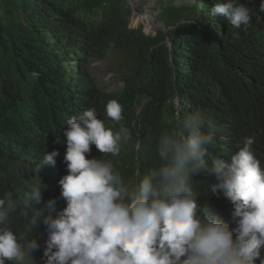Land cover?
I'll return each mask as SVG.
<instances>
[{"label":"trees","instance_id":"trees-1","mask_svg":"<svg viewBox=\"0 0 264 264\" xmlns=\"http://www.w3.org/2000/svg\"><path fill=\"white\" fill-rule=\"evenodd\" d=\"M226 2L176 6L158 0L157 18L165 27L147 34L131 26L129 0H0V198H18L35 182L44 189L36 205L43 215L66 207L59 185L68 174L63 132L69 118L89 108L114 132L122 124L131 133L119 156L94 145L86 154L110 160L130 192L159 165L156 144L169 130L167 121L195 112L205 118V132L209 122L215 131L207 146L209 168L212 158L230 159L246 137L253 138L252 150L264 168V11L261 0H239L254 11L250 24L237 29L208 13ZM108 52L123 82L118 89L103 87L86 67L88 59ZM110 100L122 106L119 123L106 115ZM53 150L60 153L55 166L38 169ZM218 182L205 170L191 184L201 208L232 224V203L222 192H210L209 185ZM20 212L10 215L8 227L24 241L34 238L44 254L46 226L28 232V218Z\"/></svg>","mask_w":264,"mask_h":264},{"label":"clouds","instance_id":"clouds-1","mask_svg":"<svg viewBox=\"0 0 264 264\" xmlns=\"http://www.w3.org/2000/svg\"><path fill=\"white\" fill-rule=\"evenodd\" d=\"M253 11L239 0L208 9L211 17H222L237 29L250 24ZM122 111L116 100L105 106L107 117L117 123ZM205 122L199 112L170 118L169 130L156 144L159 165L130 192L132 186H125L110 160L86 158L93 145L119 156L121 144L131 139L129 129L121 124L114 132L95 108L69 118L63 132L68 174L59 180L66 207L43 215L36 206L44 191L40 183H31L18 198L5 193L0 198V264H35L42 257L45 264H264V168L252 150L254 140L246 137L230 159L212 158L209 168L207 146L214 143L215 131L209 122L205 132ZM59 154L46 152L38 169L55 166ZM205 170L219 181L209 185L210 192H222L232 203L235 226L198 204L191 181ZM18 208L25 218L32 210L28 232L46 226L44 254L34 238L24 241L8 227Z\"/></svg>","mask_w":264,"mask_h":264},{"label":"rangeland","instance_id":"rangeland-1","mask_svg":"<svg viewBox=\"0 0 264 264\" xmlns=\"http://www.w3.org/2000/svg\"><path fill=\"white\" fill-rule=\"evenodd\" d=\"M133 7L136 11L131 16V26L138 28L143 27L147 34H155L160 28H164L163 21L158 20L159 10L155 9L158 0H134ZM172 2L176 6L189 4L194 0H164ZM69 66V65H68ZM88 72L96 77L99 83L109 89L120 88L123 82L119 79L116 72V57L111 53H107L106 58H90L86 64Z\"/></svg>","mask_w":264,"mask_h":264},{"label":"water","instance_id":"water-1","mask_svg":"<svg viewBox=\"0 0 264 264\" xmlns=\"http://www.w3.org/2000/svg\"><path fill=\"white\" fill-rule=\"evenodd\" d=\"M129 2H130V4H131V6H132V10H133V12L136 11V10L134 9V7H133V2L135 3V1H134V0H129Z\"/></svg>","mask_w":264,"mask_h":264}]
</instances>
